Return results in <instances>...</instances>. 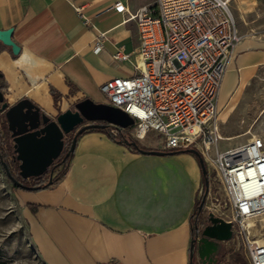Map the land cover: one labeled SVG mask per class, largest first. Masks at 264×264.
<instances>
[{
	"label": "crops",
	"instance_id": "1",
	"mask_svg": "<svg viewBox=\"0 0 264 264\" xmlns=\"http://www.w3.org/2000/svg\"><path fill=\"white\" fill-rule=\"evenodd\" d=\"M118 2L126 10H116ZM153 2L0 0V29L12 27L11 38L20 46L14 54L0 42L4 99L13 104L29 98L47 114L84 97L102 102L105 80L135 72L138 30L127 11ZM99 32L106 38L96 52L93 40ZM118 46L131 52L130 60L112 57ZM261 65L264 41L240 38L218 103L241 89ZM143 144L162 150L150 138ZM166 152L134 151L103 131L88 129L77 137L64 171L52 183L13 189L44 264H202L190 258V243L207 223L200 212L192 235L202 168L188 149ZM231 241L219 242L215 264L232 252Z\"/></svg>",
	"mask_w": 264,
	"mask_h": 264
},
{
	"label": "built area",
	"instance_id": "2",
	"mask_svg": "<svg viewBox=\"0 0 264 264\" xmlns=\"http://www.w3.org/2000/svg\"><path fill=\"white\" fill-rule=\"evenodd\" d=\"M230 1L154 0L127 11L138 30L135 72L105 80L100 91L133 118L128 132L135 140L153 131L164 151L200 153L221 182L226 206L218 216L231 222L230 239L244 248L249 264H264V241L252 236L250 222L264 213V138L218 146V91L240 39ZM115 9L126 7L118 2ZM105 38V32L95 36L94 51ZM112 57L128 61L131 52L118 46Z\"/></svg>",
	"mask_w": 264,
	"mask_h": 264
},
{
	"label": "rangeland",
	"instance_id": "3",
	"mask_svg": "<svg viewBox=\"0 0 264 264\" xmlns=\"http://www.w3.org/2000/svg\"><path fill=\"white\" fill-rule=\"evenodd\" d=\"M229 8L234 16L240 38L251 36L262 43L264 41V0H231ZM101 99L102 102H107L104 95ZM218 107V113L228 107L225 116H219L218 119L219 132L222 136L218 141L220 150L245 142L253 135L264 138V65L259 66L250 80L225 99L221 106L218 104ZM67 108H73V105ZM58 112L61 111L58 110ZM57 113L48 115L54 118ZM73 133L74 131H71L64 135V149L61 154L69 145ZM147 138L160 142L158 134L153 131L149 132L144 139ZM144 139L135 141L147 148L143 144ZM0 143L1 150L5 153V156L0 158V264H44L30 236L21 202L14 193L12 183L1 164L4 162L7 167L9 166L13 175H18V161L14 157L12 139L1 112ZM203 161L208 178V188L201 212L205 213L204 220L208 222V212L221 215V210L226 204L221 182L212 167L205 160ZM61 168L58 157L48 167L49 173L44 176V180L56 176ZM26 182L30 184L33 181L28 179ZM204 190L203 177L200 198ZM252 224V236L264 239V213L256 216ZM227 248L232 252L223 259L222 264H249L241 245L238 246L236 242L231 241Z\"/></svg>",
	"mask_w": 264,
	"mask_h": 264
},
{
	"label": "water",
	"instance_id": "4",
	"mask_svg": "<svg viewBox=\"0 0 264 264\" xmlns=\"http://www.w3.org/2000/svg\"><path fill=\"white\" fill-rule=\"evenodd\" d=\"M12 27L0 29V42L9 46L12 53L17 54L20 46L11 38ZM0 112L3 113L6 128L12 139L15 159L18 161V176L21 179L39 176L48 170V167L62 153L64 149V135L74 131L71 138L69 152L75 146L77 137L84 130L101 127L104 124L116 125L122 128L133 124V118L118 106L107 102L94 101L89 97L77 100L73 108H66L58 112L54 118L43 112L39 106L29 98H21L13 104H8L0 90ZM126 144H135L136 141H126ZM200 162L203 174L206 173L204 161L195 148H188ZM139 152L164 154V150L154 148H139ZM7 177L13 184L23 189H36L38 186L27 185L12 175L7 165L1 163ZM205 190L198 203L201 211L208 178L204 176ZM208 222L204 224L190 243V258L198 262L214 260L218 252L219 242L231 238V222L208 212Z\"/></svg>",
	"mask_w": 264,
	"mask_h": 264
},
{
	"label": "trees",
	"instance_id": "5",
	"mask_svg": "<svg viewBox=\"0 0 264 264\" xmlns=\"http://www.w3.org/2000/svg\"><path fill=\"white\" fill-rule=\"evenodd\" d=\"M115 127V130L116 132L115 133H112L110 131V127ZM90 129H94V130H100V131H103L105 132L112 140H115L117 142H120V143H123V144H126L125 142L126 141H129V142H132V141H135L131 138L129 132H128V129L129 127H126V128H122V127H119V126H116V125H111V124H104L103 126L101 127H97V128H90ZM86 130H84L83 132H85ZM83 132H81L80 134H82ZM79 134V135H80ZM71 142V140H70ZM70 142H69V145L67 146V148L64 150L63 154L59 155V163H61L62 165V168L61 170L56 174V176L52 177V178H48L47 180H44V176L49 173L48 170L39 175V176H34V177H29V178H26V179H21L18 175H14L15 178H17L18 180L22 181L23 183L27 184V180L28 179H31L33 182L30 183V184H27V185H33V186H38V188H43L45 186H47L48 184L52 183L57 177H59V175L62 174V172L64 171L66 165H67V162L69 160V157L71 155V153L69 152V146H70ZM1 144V143H0ZM128 145L131 149H133L134 151H139V148H145V147H142L140 146L139 144H137L136 142V145L135 144H126ZM5 156V153L3 152V150H1V146H0V158H3ZM57 157V158H58ZM8 169L10 171V173L12 174V171L10 170L9 166H8ZM13 175V174H12ZM206 175L203 174V177ZM9 179V178H8ZM10 180V179H9ZM11 181V180H10ZM12 183V182H11ZM12 188L13 189H18L19 187L16 186L15 184L12 183ZM37 189V188H36ZM198 203L199 201H197L196 203V207H195V210H194V213H193V220H192V235L195 236L196 233H197V229H198V216H199V213L201 211H198L197 207H198Z\"/></svg>",
	"mask_w": 264,
	"mask_h": 264
},
{
	"label": "bare ground",
	"instance_id": "6",
	"mask_svg": "<svg viewBox=\"0 0 264 264\" xmlns=\"http://www.w3.org/2000/svg\"><path fill=\"white\" fill-rule=\"evenodd\" d=\"M222 101H219V106H221L222 105ZM227 110H228V107L227 108H225V109H223V110H221L219 113H218V119H219V116H222V117H224L225 116V114H226V112H227ZM225 119V118H224ZM223 121V120H222ZM195 129V127H192L190 130H194ZM253 136H256V135H253ZM252 136V137H253ZM250 222H252V220H250ZM260 241H264V239H260Z\"/></svg>",
	"mask_w": 264,
	"mask_h": 264
},
{
	"label": "flooded vegetation",
	"instance_id": "7",
	"mask_svg": "<svg viewBox=\"0 0 264 264\" xmlns=\"http://www.w3.org/2000/svg\"><path fill=\"white\" fill-rule=\"evenodd\" d=\"M0 89H1V87H0ZM217 257H218V254H216L214 260H206L205 262H201V263L202 264H205V263H207V264H215L217 262ZM193 260H194V258H193Z\"/></svg>",
	"mask_w": 264,
	"mask_h": 264
}]
</instances>
